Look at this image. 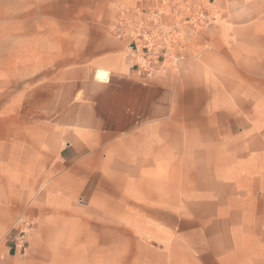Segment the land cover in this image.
<instances>
[{
	"label": "crops",
	"instance_id": "crops-1",
	"mask_svg": "<svg viewBox=\"0 0 264 264\" xmlns=\"http://www.w3.org/2000/svg\"><path fill=\"white\" fill-rule=\"evenodd\" d=\"M164 1L0 0V264H264V0Z\"/></svg>",
	"mask_w": 264,
	"mask_h": 264
},
{
	"label": "built area",
	"instance_id": "built-area-1",
	"mask_svg": "<svg viewBox=\"0 0 264 264\" xmlns=\"http://www.w3.org/2000/svg\"><path fill=\"white\" fill-rule=\"evenodd\" d=\"M199 19H206V15L202 11H198L196 14ZM153 36L145 38V44L140 45L141 53L145 59H151L155 54L154 45L152 44ZM31 224L27 220H22L20 225L17 226V233L12 237V250L17 253H24L27 247V235Z\"/></svg>",
	"mask_w": 264,
	"mask_h": 264
},
{
	"label": "rangeland",
	"instance_id": "rangeland-1",
	"mask_svg": "<svg viewBox=\"0 0 264 264\" xmlns=\"http://www.w3.org/2000/svg\"><path fill=\"white\" fill-rule=\"evenodd\" d=\"M166 2H167V0L164 1V3H166Z\"/></svg>",
	"mask_w": 264,
	"mask_h": 264
}]
</instances>
